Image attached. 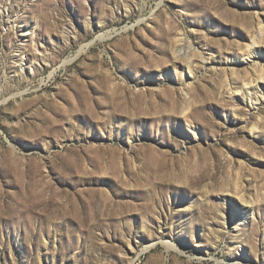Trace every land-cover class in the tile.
<instances>
[{"label":"rangeland","instance_id":"1","mask_svg":"<svg viewBox=\"0 0 264 264\" xmlns=\"http://www.w3.org/2000/svg\"><path fill=\"white\" fill-rule=\"evenodd\" d=\"M258 18L0 0V264H264Z\"/></svg>","mask_w":264,"mask_h":264},{"label":"bare ground","instance_id":"2","mask_svg":"<svg viewBox=\"0 0 264 264\" xmlns=\"http://www.w3.org/2000/svg\"><path fill=\"white\" fill-rule=\"evenodd\" d=\"M258 23H259V34H258V37H253L255 40H252V43H254V45L256 44L255 42H260V41H262V40H264V21L261 19V18H258ZM259 38V39H258ZM88 45H90L89 43L88 44H86V45H84V46H82V49L84 48V47H86V46H88ZM262 50H264V48L262 49ZM195 55H199V56H201V57H203L202 56V54H200V52L199 51H197V50H195ZM191 55H193L194 56V54L192 53ZM190 56V55H189ZM188 56V57H189ZM260 57V56H259ZM190 58H191V56H190ZM66 61H68V60H65V63H66ZM192 62H193V59L191 60V61H189L188 62V64H187V68L191 71L192 70V68H191V64H192ZM261 74H263L264 75V67H262L261 69ZM250 83V82H249ZM240 197H241V200L242 201H245L244 199V195L243 194H240ZM233 218V217H232Z\"/></svg>","mask_w":264,"mask_h":264}]
</instances>
